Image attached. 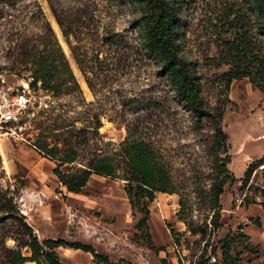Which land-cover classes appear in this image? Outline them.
<instances>
[{
	"label": "rangeland",
	"instance_id": "374dc122",
	"mask_svg": "<svg viewBox=\"0 0 264 264\" xmlns=\"http://www.w3.org/2000/svg\"><path fill=\"white\" fill-rule=\"evenodd\" d=\"M158 1L169 15L174 52L194 68L215 121L194 117L179 98L155 47L158 13L148 0H0V75L27 72L28 53L49 29L77 83L71 92L49 94L26 141L0 136V201H11L39 241L86 244L113 264H177V257L182 264H264V90L246 78L225 87L232 67L221 56L234 36L264 51V0ZM216 122L234 181L219 198L220 228L208 236L211 212L196 187L208 185ZM127 135L157 150L188 200L183 221L175 215L178 195L156 193L147 204L149 239L135 227L143 211L130 207L123 180L91 174L80 192H67L52 173L57 162L27 143L42 137L55 158L74 150V161L57 167L69 173L111 155ZM186 223L205 235L190 234ZM18 228L8 216L1 220L0 264H7L8 249L29 255L17 246L27 238ZM55 252L62 264H97L79 249Z\"/></svg>",
	"mask_w": 264,
	"mask_h": 264
},
{
	"label": "trees",
	"instance_id": "16d2710c",
	"mask_svg": "<svg viewBox=\"0 0 264 264\" xmlns=\"http://www.w3.org/2000/svg\"><path fill=\"white\" fill-rule=\"evenodd\" d=\"M148 1L153 5L152 9L158 13L159 34L154 41L155 47L158 48L164 61L163 69L172 76L179 98L194 117H207L215 121L219 116L211 114L210 109L203 105L200 96V79L194 68L190 63L181 60L174 52L169 33L168 12L158 0ZM47 33L51 35L47 29L43 39L33 44V46H37L33 49V53H28L24 62L29 64L28 71L31 73L34 82L39 81L43 90L53 96H58L75 90L77 83L56 41L51 37L49 38ZM221 52V56L226 58L232 67V70L224 75L226 77L225 87H228L232 79L246 78L260 92L264 90V51L262 49H259L247 38L234 36L226 42ZM211 132L210 151L212 153L208 185L207 187H196V197L211 212L208 236L215 234L220 228L218 221L219 198L223 193L224 186L234 181L232 173L227 168L229 157L226 153V137L217 122L212 127ZM33 145L38 153H42L43 156L57 162V165L52 168V173L67 192H80L91 174L123 180V191L130 207H136L143 211V215L138 219L135 227L137 230H144L147 239L150 238L146 222L149 214L147 204L153 200L156 193H176L178 195V210L175 215L178 219L185 221L186 205L184 201L188 200L174 189L161 156L144 139L127 135L118 143L116 151L111 155H102L93 159L86 167L69 173H62L57 167L58 164L74 161L76 157L74 150L66 149L58 158H55L56 152L47 147V143L42 137L35 138ZM0 213L2 214L0 222L8 216L19 225L17 231L20 232L18 234L26 235L27 238L17 243V246L18 248L25 247L29 251L28 256H23L19 249L5 250L3 257L7 264H23L25 261L34 264H62L55 252V249L59 247L88 252L92 261L97 264H113L106 256L96 253L92 247L86 244L68 242L61 238H44L39 241L30 226L24 222L23 215L15 210L11 201H0ZM3 215L6 217H2ZM186 229L192 235L203 232L202 236L205 235L204 229L192 228L188 223H186ZM169 235L171 237L175 235L172 228H169ZM176 235L179 234L176 233ZM216 243H220V240ZM207 247L211 252L213 251L211 245L205 243L204 249L206 250ZM201 259L202 255L199 257V260ZM160 264L167 263L164 259H160ZM177 264H182L179 257H177Z\"/></svg>",
	"mask_w": 264,
	"mask_h": 264
},
{
	"label": "built area",
	"instance_id": "2783aa9c",
	"mask_svg": "<svg viewBox=\"0 0 264 264\" xmlns=\"http://www.w3.org/2000/svg\"><path fill=\"white\" fill-rule=\"evenodd\" d=\"M49 94L29 71L10 80L0 75V136L26 141L30 122L46 108ZM27 143L36 150L32 140Z\"/></svg>",
	"mask_w": 264,
	"mask_h": 264
},
{
	"label": "crops",
	"instance_id": "0c3cea01",
	"mask_svg": "<svg viewBox=\"0 0 264 264\" xmlns=\"http://www.w3.org/2000/svg\"><path fill=\"white\" fill-rule=\"evenodd\" d=\"M84 253H88V252H84ZM23 264H34L33 262H29V261H25Z\"/></svg>",
	"mask_w": 264,
	"mask_h": 264
},
{
	"label": "water",
	"instance_id": "95a60500",
	"mask_svg": "<svg viewBox=\"0 0 264 264\" xmlns=\"http://www.w3.org/2000/svg\"><path fill=\"white\" fill-rule=\"evenodd\" d=\"M35 235V234H34Z\"/></svg>",
	"mask_w": 264,
	"mask_h": 264
}]
</instances>
